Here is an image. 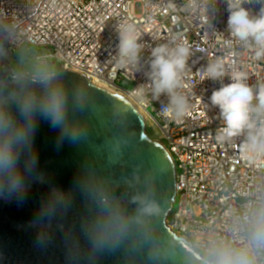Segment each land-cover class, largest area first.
<instances>
[{
	"label": "built area",
	"instance_id": "built-area-1",
	"mask_svg": "<svg viewBox=\"0 0 264 264\" xmlns=\"http://www.w3.org/2000/svg\"><path fill=\"white\" fill-rule=\"evenodd\" d=\"M224 7L219 3L214 12L209 4L205 11L203 0H0L11 57L23 48L45 49L59 72L72 69L95 84L107 83L153 118L175 167L176 196L167 225L206 259L218 243L243 240L252 214L264 208V154L245 151L246 134L217 138L223 121L209 97L219 85L192 76L210 59L223 58L247 72L249 83L264 81V60L254 61L247 49L226 43ZM121 24L134 25L146 45L139 69L117 61ZM177 35L187 37L194 50L191 73L182 82L191 108L180 120L165 114L167 97L153 99L146 76L150 48ZM42 58L38 53L36 59ZM141 86L145 95L138 97L134 90ZM254 259L264 264V250Z\"/></svg>",
	"mask_w": 264,
	"mask_h": 264
},
{
	"label": "water",
	"instance_id": "water-1",
	"mask_svg": "<svg viewBox=\"0 0 264 264\" xmlns=\"http://www.w3.org/2000/svg\"><path fill=\"white\" fill-rule=\"evenodd\" d=\"M8 45L9 33L0 25V87L5 90L15 87L11 77L17 73L10 67ZM53 76L68 97L66 128L38 119V159L35 170L25 173L23 202L0 190V264H207L167 225L176 196L174 162L147 134L134 105L79 71ZM72 134L78 139L71 140ZM98 188L129 215L136 209L132 196L148 192L159 212L93 247L88 229L100 214L93 198ZM56 192L65 198H54Z\"/></svg>",
	"mask_w": 264,
	"mask_h": 264
},
{
	"label": "clouds",
	"instance_id": "clouds-1",
	"mask_svg": "<svg viewBox=\"0 0 264 264\" xmlns=\"http://www.w3.org/2000/svg\"><path fill=\"white\" fill-rule=\"evenodd\" d=\"M219 3H223L227 12L228 46H242L252 53V60H264V0H203L205 11L211 4L214 12H218ZM117 31L118 63L139 69L146 48L140 32L132 24H121ZM193 55V45L181 35L150 48L146 76L151 82L152 97L157 100L167 97L164 112L176 120L183 119L191 108L182 82L191 73L189 61ZM192 76L199 83L212 81L219 85L209 97L210 105L218 109L223 121L217 138L224 141L246 134L245 151L252 155L264 154V81L249 83L247 72L229 65L223 58L210 59ZM11 79L14 88L0 87V190L6 191L8 199L15 197L22 203L28 189L25 173L35 170L38 159L34 146L38 119L46 120L54 129H65L68 97L64 86L52 74L29 81L17 72ZM34 85L39 87V92ZM134 95L143 97L144 87L136 88ZM80 99L78 95V103ZM70 139L75 141L78 137L72 134ZM54 198L65 197L62 192H56ZM93 198L100 210L88 229L93 247H102L109 235L122 236L133 224L159 212L148 192L132 196L131 202L136 205L134 215L127 214L102 188L95 190ZM258 250H264V208L252 214L243 240L218 243L208 252L207 264H255Z\"/></svg>",
	"mask_w": 264,
	"mask_h": 264
},
{
	"label": "rangeland",
	"instance_id": "rangeland-1",
	"mask_svg": "<svg viewBox=\"0 0 264 264\" xmlns=\"http://www.w3.org/2000/svg\"><path fill=\"white\" fill-rule=\"evenodd\" d=\"M51 51L48 52V54ZM40 53L44 58L36 59V56ZM47 50L36 48H23L10 62V67L16 72L27 74L29 76H43L45 74H57L59 73L55 61L46 56ZM156 140V139H155Z\"/></svg>",
	"mask_w": 264,
	"mask_h": 264
},
{
	"label": "bare ground",
	"instance_id": "bare-ground-1",
	"mask_svg": "<svg viewBox=\"0 0 264 264\" xmlns=\"http://www.w3.org/2000/svg\"><path fill=\"white\" fill-rule=\"evenodd\" d=\"M98 84H103L106 85L107 87H109L110 89H112L114 92H116L117 94L121 95L122 97L126 98L128 100V98L125 96L124 93H122L121 91L117 90L116 88H114L113 86L107 84V83H98ZM136 108L137 113L139 114V116L141 117V119L143 120V122L145 123V128H146V132L147 134L152 138V139H156V140H160L162 137V133L161 131L158 129V127L156 126V124L154 123L153 118L147 114L145 111H143L142 109H139L138 107L134 106Z\"/></svg>",
	"mask_w": 264,
	"mask_h": 264
}]
</instances>
